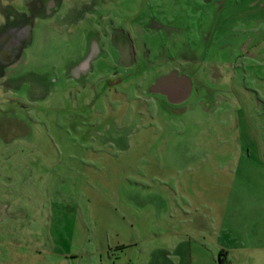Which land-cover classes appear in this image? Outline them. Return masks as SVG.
Listing matches in <instances>:
<instances>
[{
    "label": "rangeland",
    "instance_id": "rangeland-1",
    "mask_svg": "<svg viewBox=\"0 0 264 264\" xmlns=\"http://www.w3.org/2000/svg\"><path fill=\"white\" fill-rule=\"evenodd\" d=\"M255 1L0 0V264L209 262L264 179Z\"/></svg>",
    "mask_w": 264,
    "mask_h": 264
},
{
    "label": "crops",
    "instance_id": "crops-1",
    "mask_svg": "<svg viewBox=\"0 0 264 264\" xmlns=\"http://www.w3.org/2000/svg\"><path fill=\"white\" fill-rule=\"evenodd\" d=\"M221 1L226 2V0ZM257 5H260L259 13H261L264 10V1L257 0L252 4L253 7ZM228 14L229 11H223L225 17ZM21 53L17 57H20ZM17 59L9 54L4 60L6 63L0 65V69L2 71L4 69L3 72H5L8 67L9 71L12 67L10 63ZM80 60L75 61L74 64H78ZM252 182L241 180L233 184L230 183L231 186L229 185L227 194L232 199L230 206L233 211L225 212L221 216L222 224L224 222L232 228L229 240L226 244L215 247L214 251H210L209 262L201 260L198 264H219L218 253L220 250L225 251L226 264H264V179ZM188 204L191 205V203ZM188 219L191 218L188 217ZM214 252H217L216 255Z\"/></svg>",
    "mask_w": 264,
    "mask_h": 264
},
{
    "label": "water",
    "instance_id": "water-1",
    "mask_svg": "<svg viewBox=\"0 0 264 264\" xmlns=\"http://www.w3.org/2000/svg\"><path fill=\"white\" fill-rule=\"evenodd\" d=\"M205 3L211 0H203ZM112 45L119 51L120 57L118 63L120 66L128 67L133 64L134 57L132 51V44L129 37L120 30L114 31L111 37ZM183 83V82H182Z\"/></svg>",
    "mask_w": 264,
    "mask_h": 264
},
{
    "label": "flooded vegetation",
    "instance_id": "flooded-vegetation-1",
    "mask_svg": "<svg viewBox=\"0 0 264 264\" xmlns=\"http://www.w3.org/2000/svg\"><path fill=\"white\" fill-rule=\"evenodd\" d=\"M118 30H120L122 33H124V34H126L128 37H129V39H130V41H131V44H132V51H133V57H134V60H135V53H134V49H133V40H132V37H131V35L127 32V31H124L123 29H121V28H117V29H114L112 32H111V35H110V42H111V45H112V40H111V37H112V35H113V32L114 31H118ZM18 35H20V34H17V38L18 39H16V37L15 38H13V39H16V40H18L17 41V43H18V47H19V45H20V49H21V41H20V36H18ZM12 43H16V41H13ZM112 47L117 51V53H118V58L120 57V54H119V51L112 45ZM22 50H19V53L21 52ZM18 53V54H19ZM123 67V66H122Z\"/></svg>",
    "mask_w": 264,
    "mask_h": 264
},
{
    "label": "trees",
    "instance_id": "trees-1",
    "mask_svg": "<svg viewBox=\"0 0 264 264\" xmlns=\"http://www.w3.org/2000/svg\"><path fill=\"white\" fill-rule=\"evenodd\" d=\"M218 262H219V264H226L227 263L224 250L219 251Z\"/></svg>",
    "mask_w": 264,
    "mask_h": 264
}]
</instances>
